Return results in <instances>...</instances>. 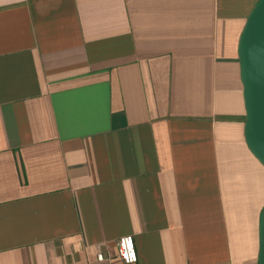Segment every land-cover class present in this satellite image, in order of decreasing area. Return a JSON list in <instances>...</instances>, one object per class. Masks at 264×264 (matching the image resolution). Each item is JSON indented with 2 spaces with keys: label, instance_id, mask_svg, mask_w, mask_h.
I'll return each instance as SVG.
<instances>
[{
  "label": "crops",
  "instance_id": "1",
  "mask_svg": "<svg viewBox=\"0 0 264 264\" xmlns=\"http://www.w3.org/2000/svg\"><path fill=\"white\" fill-rule=\"evenodd\" d=\"M255 1L0 0V264H257Z\"/></svg>",
  "mask_w": 264,
  "mask_h": 264
},
{
  "label": "water",
  "instance_id": "2",
  "mask_svg": "<svg viewBox=\"0 0 264 264\" xmlns=\"http://www.w3.org/2000/svg\"><path fill=\"white\" fill-rule=\"evenodd\" d=\"M244 108L243 139L264 167V0L248 12L236 45ZM257 264H264V206L258 217Z\"/></svg>",
  "mask_w": 264,
  "mask_h": 264
},
{
  "label": "built area",
  "instance_id": "3",
  "mask_svg": "<svg viewBox=\"0 0 264 264\" xmlns=\"http://www.w3.org/2000/svg\"><path fill=\"white\" fill-rule=\"evenodd\" d=\"M115 245L116 255L123 263L129 264L136 261V252L131 234L120 235L116 239ZM96 258L97 260L106 259L100 252L96 254Z\"/></svg>",
  "mask_w": 264,
  "mask_h": 264
}]
</instances>
